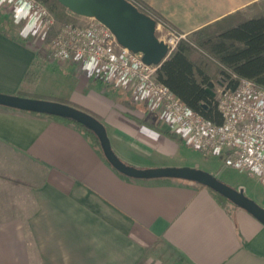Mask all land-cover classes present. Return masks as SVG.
<instances>
[{
	"label": "crops",
	"instance_id": "obj_1",
	"mask_svg": "<svg viewBox=\"0 0 264 264\" xmlns=\"http://www.w3.org/2000/svg\"><path fill=\"white\" fill-rule=\"evenodd\" d=\"M141 1L170 24L158 28L164 36L187 37L260 0ZM27 21L0 3V93L97 115L119 157L140 168L172 153L176 143L158 130L170 128L157 113L88 67L46 56L25 34ZM37 52L45 58L37 83L44 73L54 84L43 93L24 83ZM166 250L177 264H264V226L197 183L123 177L75 126L0 106V264H156Z\"/></svg>",
	"mask_w": 264,
	"mask_h": 264
},
{
	"label": "built area",
	"instance_id": "obj_2",
	"mask_svg": "<svg viewBox=\"0 0 264 264\" xmlns=\"http://www.w3.org/2000/svg\"><path fill=\"white\" fill-rule=\"evenodd\" d=\"M27 16L25 34H31L42 51L59 63L73 61L101 77L107 86L123 89L159 115L185 144L204 155H221L223 164L253 178L264 190V89L232 75L234 86L215 84L211 100L220 116L215 123L191 110L157 80L158 65L142 61L141 54L120 46L112 32L93 17L79 16L65 23L52 40L46 32L55 24L53 14L39 0H0ZM156 24V29L160 27ZM184 34L171 30L163 37L171 52Z\"/></svg>",
	"mask_w": 264,
	"mask_h": 264
},
{
	"label": "trees",
	"instance_id": "obj_3",
	"mask_svg": "<svg viewBox=\"0 0 264 264\" xmlns=\"http://www.w3.org/2000/svg\"><path fill=\"white\" fill-rule=\"evenodd\" d=\"M39 1L46 5L56 17V23L46 32L45 41L49 43L58 31L57 21L65 18L64 12L67 9L56 0ZM127 1L131 2L140 12L153 18L156 24L160 23L164 28L171 29L170 24L143 1ZM155 35L158 37L156 30ZM36 55L37 60L32 62L24 75L26 84L33 85L38 81L39 70L42 67L41 61L45 58L41 52H37ZM213 67H215V72L211 74ZM232 75L249 79L264 89V0L252 2L246 5L244 10L229 13L179 40L167 60L159 65L156 71V77L160 83L174 92L191 110L199 112L204 118L215 123L220 122V116L212 106V97L206 89L213 91L215 84L224 83L234 86L237 81L232 78ZM17 95L37 98L26 96L27 93L23 92ZM62 103L71 105L65 101ZM203 105H206V108ZM78 109L102 122L97 115L81 108ZM43 116L75 126L101 153L97 138L84 126L66 118ZM136 121L144 124L143 121ZM158 130L173 140L176 145L181 144L182 138L175 132L169 129ZM211 192L222 203H230L221 195Z\"/></svg>",
	"mask_w": 264,
	"mask_h": 264
},
{
	"label": "water",
	"instance_id": "obj_4",
	"mask_svg": "<svg viewBox=\"0 0 264 264\" xmlns=\"http://www.w3.org/2000/svg\"><path fill=\"white\" fill-rule=\"evenodd\" d=\"M71 13L93 17L104 24L117 43L133 53L141 54L146 64L160 65L170 53L163 40L155 35L156 22L127 0H56ZM209 91L213 96V91ZM0 106L30 113L70 119L88 130L98 140L102 156L120 174L133 179H178L205 186L243 209L264 226V208L211 174L190 167L137 168L123 162L112 150L105 126L89 113L66 103L0 93ZM206 108V105H203Z\"/></svg>",
	"mask_w": 264,
	"mask_h": 264
},
{
	"label": "rangeland",
	"instance_id": "obj_5",
	"mask_svg": "<svg viewBox=\"0 0 264 264\" xmlns=\"http://www.w3.org/2000/svg\"><path fill=\"white\" fill-rule=\"evenodd\" d=\"M51 13L56 19L54 13L53 12ZM64 13L66 15L65 18H61L60 20L57 21L59 27L65 23H78L80 21V18H77L79 16L71 13L70 11L66 10V12ZM159 31H158V38L161 36L164 37L163 33ZM44 52L46 53L47 51ZM46 56L49 57L47 53ZM50 85L51 84L46 80L45 74L43 73L42 79L39 80V82L33 86V91L39 93L46 92L47 90L50 89ZM51 86H54V84ZM26 96H33V95L27 94ZM58 102H62V101H58ZM111 148L114 151V153L119 157V155L115 151V146L112 145ZM119 158L121 159V157ZM121 160L123 161V159ZM144 161L146 162V164H148V166L150 165L151 167L149 166L142 168L190 167V168L200 169L202 171L211 174L213 177L225 183L226 185L235 189L242 190L246 197L250 198L255 203H257L262 208H264V190L253 178H251L245 173L224 166L221 155H204L194 149L189 148L183 140L179 146L178 145L175 146V149L172 151L170 155L162 156V157L153 155L151 158ZM126 164L140 168V166L132 165L131 163H126ZM21 197L22 198L26 197V191L23 188L21 190ZM156 258H157L155 262L156 264H177L176 257L174 256L173 252L170 250H166L164 255H156Z\"/></svg>",
	"mask_w": 264,
	"mask_h": 264
}]
</instances>
